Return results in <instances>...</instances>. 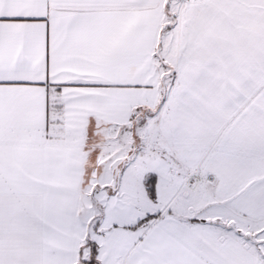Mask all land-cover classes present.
Masks as SVG:
<instances>
[{
  "label": "snow or ice",
  "instance_id": "1",
  "mask_svg": "<svg viewBox=\"0 0 264 264\" xmlns=\"http://www.w3.org/2000/svg\"><path fill=\"white\" fill-rule=\"evenodd\" d=\"M0 264H264V0H0Z\"/></svg>",
  "mask_w": 264,
  "mask_h": 264
}]
</instances>
